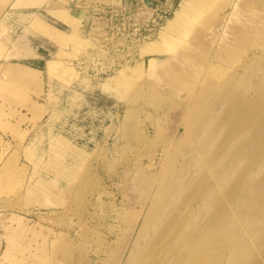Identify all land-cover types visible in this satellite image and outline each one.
Masks as SVG:
<instances>
[{
	"label": "rangeland",
	"instance_id": "rangeland-1",
	"mask_svg": "<svg viewBox=\"0 0 264 264\" xmlns=\"http://www.w3.org/2000/svg\"><path fill=\"white\" fill-rule=\"evenodd\" d=\"M181 2L175 0L168 12L152 7L156 16L150 20L147 13L139 18L142 0L98 3L107 10L93 17L95 30L82 48L70 40L71 32L57 27L62 30L54 33L57 41L44 27L32 26L31 15L20 13L27 29L60 45L58 58L74 69L71 75L48 71L61 80L47 85L38 96L42 103L32 96L40 94L38 84L24 86L5 77L6 61L0 62V77L25 90L43 110L39 118H21L26 106L10 93L16 89L0 86V130L11 131L0 149V264H264V142L258 150L253 144L260 137L242 127L251 122L249 116L237 121L231 116L238 101L231 94L248 87L246 78L253 84L260 74L247 71L244 79L234 80L222 71L213 73L209 76L215 79L227 75L224 84L214 90L204 80L192 84L196 98L186 104L188 88L179 82L167 88L149 73L126 76L117 91L99 85L125 62L121 56L112 62L100 46L107 50L117 44L137 57L132 43L140 32L153 28L157 33ZM75 3L68 1L73 9ZM256 3L263 12L264 0ZM42 12L49 20L59 18L49 9ZM121 21L126 29L114 34ZM210 27H203V35H212ZM215 27L221 31L220 24ZM8 31L6 26L0 32L5 37L0 41L13 48L19 39ZM192 34L181 50L193 43ZM112 35L117 43L107 38ZM256 47H247L250 60L245 54L242 62L259 69L264 55L257 60L261 49ZM5 166L11 167L8 174Z\"/></svg>",
	"mask_w": 264,
	"mask_h": 264
},
{
	"label": "bare ground",
	"instance_id": "bare-ground-1",
	"mask_svg": "<svg viewBox=\"0 0 264 264\" xmlns=\"http://www.w3.org/2000/svg\"><path fill=\"white\" fill-rule=\"evenodd\" d=\"M165 1L167 0L158 2V5L161 4L163 5L161 7L165 8ZM257 1L259 0H233V1L232 0H182L179 6L176 7L175 11L173 12V15L167 18L166 22L157 32L156 37H153L152 34L150 35L142 34L141 38H139L138 40H134L132 45L133 47L134 46L136 47L137 57L133 56L132 51L130 50L125 51L124 49H122V47L117 46V44H114L113 45L114 47H112V49L108 45L109 47L107 46V50H106L104 49L105 44L103 43L100 46V48L102 49L100 51L101 52L104 50L106 52L108 51L109 55L111 53L110 57L112 62H115L116 61L115 59L118 56L123 57L125 59V62L119 63V65L122 67L120 66L116 67L115 72L111 74L110 77L108 76L109 77V78L107 77L108 79L99 82L100 87L106 91L108 90L117 91V89L120 86V83L124 79H127L126 76H129L134 73L136 74L139 73L141 76H143L145 73H149L151 75H156V77L158 76L159 81H163L164 84L166 83L167 88L174 86L176 82L182 84L181 86H183L184 88H188L187 95H185V98H183V100L186 101H182L183 103L186 104L189 102L188 100L192 101L196 98L195 85H192L194 83L198 84V82L200 83L201 80H204L205 82L204 86L209 90H214L217 89L222 84H224L227 75L228 77L230 75L232 79L234 78V80H236L238 78L244 79V77H242V73L244 72L250 71L249 75H252V73L256 74L257 72V74H260V76L253 84H251L252 81H250V79L246 78L245 83L248 85V87L239 89L234 94H231L232 95L231 99L234 98L238 99L236 103H233L234 109H231L233 110L231 111L232 112L231 116L233 121H237L243 115L250 117L251 122H248L245 125L244 123L246 122H244L242 124V127L244 129L250 128L260 137L259 142L254 144L251 143L253 145L257 144L258 146L257 149L259 150L260 149L259 146L260 145L262 146L264 142V126H262L261 123L264 119V64L259 69H257L255 65L254 67L253 66L248 67V64L242 62V60L244 59L243 58L244 55L247 54V50H248L247 47L249 46H253V47L260 46L261 51H259V55L255 53L257 55L256 56L257 60L259 57L264 55V10L262 12V8H258L254 6V4ZM116 2H120V0H111V3H116ZM240 2H244V4L242 5L240 4ZM45 3H47L50 7L47 8V10L49 9V11H51L52 13L57 14L59 18L63 19L64 21H70L68 17V14L70 12L68 0H0V9L3 10V8H5L8 4H10L9 6L12 8V10H15V8L19 7L20 5H23L21 6L23 8L35 7L37 9V8L45 7L42 6L43 4L45 5ZM228 6H230L229 11L221 12ZM53 7H56V9H53ZM142 7H143L142 12L141 11L139 12V18L140 16H142L141 15L142 13L144 14L147 13L148 18L149 17L152 18L153 17L152 9L154 8L156 10L159 8V7L152 8V5H150V3L148 2L143 3ZM2 10H0V16ZM208 10H211L210 11L211 13L210 15L205 16L204 12ZM257 10L260 11L257 12ZM200 11H203V13H201ZM20 13L21 15H24V17L28 14L27 12H23V11H21ZM79 14H81V12L76 11L73 14V16L78 17ZM28 15H31L30 23L32 26H35L40 29L44 27L43 31H49L50 33H52L51 30L54 33L57 31L53 26H51V24L46 22L40 16V13L38 11H31ZM156 24L157 22L154 21L153 25ZM197 24L200 25L199 27L196 28ZM216 24L221 25V29H220L221 31L216 30L215 27ZM193 25L195 27H193ZM208 25L212 26L210 27L211 31L208 29V31L212 32L211 33L212 35H210L209 32H208L209 34L206 33L203 35L204 31L202 29L203 27ZM122 28L123 30L126 29L125 22H122L121 26H118L116 31H114V34L123 33L121 32ZM5 30H6V25L4 23V20H0V32ZM192 31L193 34L191 36L193 39V43L187 45L185 49L181 50L180 47H183L185 44L188 43L186 40H188V36H189L188 34L191 33ZM80 33L81 32L79 31V27L75 26L72 33L69 34L70 40L74 39L76 40L74 42L79 43V44L76 43L78 44L77 48L85 47L83 45L88 40L82 37ZM208 35H210V37ZM203 36H206L207 39H205ZM107 38L111 39L112 42L114 41V43H117L115 39L113 40L114 38L113 35L111 37L107 36ZM119 42H121V39ZM132 45H129L131 46V49H132ZM18 47L19 46L16 43L15 44L13 43V48L6 47L0 41V57L2 56L4 57V61H3L4 63L6 61L5 63L6 67L4 68L5 77H9L10 79H16V81H19L18 82L19 84H23L24 86H27L30 83L37 85L38 72H34V70H32L31 68L19 64L18 62H13L10 60L13 57H19L23 54L22 52H19V50H17ZM215 47L216 50L214 51ZM74 48H76V46ZM79 53L82 54V52ZM146 57H148L147 59L151 62L148 65H147ZM249 58L250 57L247 54L244 60L247 61ZM239 61L242 63H239ZM68 64L69 63H67L63 59L61 60L58 58H50L48 60L47 69L48 70L61 69L64 72L67 71L71 75L73 74V72L70 71H73L74 68L73 65L71 64L68 65ZM83 70H85V68ZM218 71H222L224 74L227 73L225 79L222 78L221 76L216 79L209 76L212 75L213 73H214L213 75H215V73H219ZM178 73H181L180 76L181 78L177 77ZM242 84L243 83H241L240 85ZM0 86L6 88L7 90H9V88L11 90L16 89L15 92L13 90L10 93L16 96L17 98L21 99V101H23V104L28 108L29 111L32 112L33 118L34 117L39 118L42 115L43 113L42 106H40V104L34 101V99L30 98L28 94L25 92V90L9 83L4 77H0ZM179 89H177L178 93H179L178 91ZM231 103L232 102L230 101V104ZM227 111L229 112V110H226V112ZM20 116L21 118L22 116L25 118L31 117L24 112H21ZM245 116L244 119L248 118ZM60 137H64V136H60ZM58 141H60V139H58ZM4 168H6V172L8 174L11 167L9 168L8 166H5ZM0 180L2 181V183L4 182L2 177H0ZM41 182L43 184H46L47 180L41 178ZM7 184L8 182L4 186L6 187Z\"/></svg>",
	"mask_w": 264,
	"mask_h": 264
},
{
	"label": "crops",
	"instance_id": "crops-1",
	"mask_svg": "<svg viewBox=\"0 0 264 264\" xmlns=\"http://www.w3.org/2000/svg\"><path fill=\"white\" fill-rule=\"evenodd\" d=\"M68 1H76V3H75L76 7H74V9L70 7V12L68 14V17H69L70 21H64L61 18H57L56 19L48 12L54 18V19H50L49 20L45 16V14L42 12V11H47L44 7L37 8V9L35 7H33V8H17L16 10H12V8L9 6L10 4H8L5 8H3V10L0 9V10H2V13H1V16H0V20H4L5 25L9 27L8 36H10V38L15 39V40L19 39V42H18L19 47H18L17 50H19V52L23 53L21 56L13 57L10 60L13 61V62H18L19 64H22V65H25V66L31 68L32 70H34V72H38L39 80H38V86L37 87H39V86L41 87V92L38 95L35 94V93H32V96L35 99H37L38 101H40L38 99V96L45 92V89L48 88L47 85L49 83L53 84L54 81L61 80L57 76H52V78H51V76H50V74L48 72L49 70L47 68H48V60L50 58H58V57H61L62 54H57L60 51V45L55 40L49 38L45 34H42V33H39V32H36V31H33L31 29H27L26 28V26L28 25L27 19H22L21 18L20 11L27 12L28 14L31 11L40 12L53 25L56 26V27L55 26H53V27L58 32L62 31V30L59 29V28H61V29H65L66 31H69V32L72 33V31L74 30L75 26H78L79 27V31L81 32L80 35L82 37H84L85 39L90 38L92 36L91 33L94 32V30H95V27L92 28V26H91L92 23L94 22L93 21V17H96L95 14H97L98 11L102 12L103 9H106V7H104L102 5H98V3L102 4V3L106 2V0H81L80 2L77 1V0H68ZM174 3H175V0H167V1H165V10L164 11L168 12V10H171L174 7ZM99 6H101V7H99ZM141 8L142 7H139L138 9H141ZM53 9H56V7H53ZM76 11L81 12V14H79L78 17H74L73 16V14ZM136 14H138V12L135 13V15H134L135 19L138 16ZM154 16H156V15L153 14V17ZM150 19H152V18H149L148 20H150ZM148 20H143V21L147 22ZM134 23L135 22H132L133 26H134ZM57 27H59V28H57ZM137 30H138V28H134V31H137ZM139 31H140V29H139ZM150 31L146 32L144 34H152V36L155 35L156 32H153V28H150ZM51 32H52L51 35L57 41L61 40V39H58L55 36V34H54V32L52 30H51ZM140 33H141V37H142V32H140ZM94 37H95L96 41H100L98 39L99 37H97V36H94ZM126 38L127 37L123 38V40H126ZM0 40L4 41L5 37L4 36H0ZM126 42H127V40H126ZM118 43H122V42H118ZM96 44H97V42H96ZM92 49H93V47H91V50ZM84 56L86 57L88 55L87 54L86 55L83 54V55H81V58L84 57ZM2 60H4V59H0V62ZM73 61H74V64L76 65V67L78 69H80V67L78 66V63L75 62V61L79 62L78 59H74ZM24 63H26V64H24ZM2 72H4V70ZM27 88H30V87H27ZM0 100L3 101L2 98H0ZM40 102H42V101H40ZM42 103H44V102H42ZM5 105H7V103H5ZM14 105L16 107H18V108L21 107L20 104H18V105L14 104ZM22 112L27 113L28 116H32L33 115L32 112L29 111L27 107H23V111ZM29 113H31V115H29ZM46 113L44 114L43 117H45ZM10 120L12 122H15L16 118L15 117H13V118L11 117ZM24 123H29V122H24ZM8 132H11V131L8 130L7 132H3L2 130H0V136L4 140V144H2V146H0L1 150L6 145L5 143L7 141L5 140V136H7L6 134Z\"/></svg>",
	"mask_w": 264,
	"mask_h": 264
},
{
	"label": "water",
	"instance_id": "water-1",
	"mask_svg": "<svg viewBox=\"0 0 264 264\" xmlns=\"http://www.w3.org/2000/svg\"><path fill=\"white\" fill-rule=\"evenodd\" d=\"M162 1L163 0H142L143 3L148 2V3H150V5H152V7H159V9L163 10L162 9L163 7H161L163 5H161V4L158 5V2H162ZM122 22L123 21H121V23ZM121 23H118V25L121 24ZM118 25L116 26V28H118Z\"/></svg>",
	"mask_w": 264,
	"mask_h": 264
}]
</instances>
